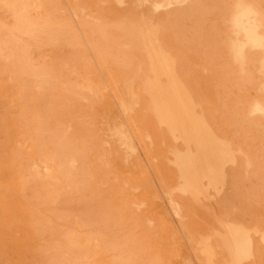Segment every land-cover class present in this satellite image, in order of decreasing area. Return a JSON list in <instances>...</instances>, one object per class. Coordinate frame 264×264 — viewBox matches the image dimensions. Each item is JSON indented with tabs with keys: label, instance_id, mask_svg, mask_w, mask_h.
Listing matches in <instances>:
<instances>
[{
	"label": "rangeland",
	"instance_id": "1",
	"mask_svg": "<svg viewBox=\"0 0 264 264\" xmlns=\"http://www.w3.org/2000/svg\"><path fill=\"white\" fill-rule=\"evenodd\" d=\"M153 44L234 155L206 197L145 92ZM232 261L264 264V0H0V264Z\"/></svg>",
	"mask_w": 264,
	"mask_h": 264
},
{
	"label": "bare ground",
	"instance_id": "2",
	"mask_svg": "<svg viewBox=\"0 0 264 264\" xmlns=\"http://www.w3.org/2000/svg\"><path fill=\"white\" fill-rule=\"evenodd\" d=\"M26 10L27 9H25V11ZM244 14H242V16L239 17V19L237 20V23H236L237 26L239 27V29L244 31L246 34L247 39H244V40H248L249 42H252L253 44H259L260 41H262V40L256 34L257 33L256 29H258V28L257 27L254 28L252 26V24H250L249 22H246V24L249 23V25H251V26L248 25L249 27L245 28L243 19L246 18V15H244ZM244 16H245V18H243ZM67 23L65 22L66 25H67ZM58 24H60V23H58ZM236 24H235V26H236ZM42 28H44V27H42ZM64 28H62V30H64ZM47 31H49V30H47ZM58 31H60V30H58ZM64 32H65V30H64ZM44 33H46V32H44ZM245 34H243V35H245ZM29 35H30V33H29ZM48 35H46V36H48ZM60 36H62V35H60ZM42 38H43V36H42ZM61 38H63V37H61ZM23 40H26V38H24ZM38 40L40 41V39H38ZM149 40H150V38H149ZM65 41L66 40H64L63 42L66 44V42L68 40L66 42ZM61 42H62V39H61ZM240 48H242V47H240ZM238 53H239V51H238ZM149 56H150V58H153V60H154L152 62V73L154 74V79L147 81L148 89L145 90V92L149 90L148 93H150L152 103H153V107H154V111H155V114H157V117H158L157 119H159L160 125L161 124L162 125L164 124V126L166 125L169 132L174 136L175 139H177V141H182L185 143L184 145L186 146L187 150L184 152V154L180 153V152L176 153V155H174L176 158V162H174V163H176L175 165L177 166V168H179V170H180L179 172L181 174L180 176H181L183 183H184L182 185L183 188L181 187L180 189H182L184 192L190 193L192 196L195 197L194 199H196L198 197H201V195H203L207 192L208 187H206V185L209 186V188H211V187L212 188H218L219 186H221L219 184L224 183L225 175H226V166L228 165L229 162L234 160V158H233L234 155H232V152L229 148V145L226 142H224L223 140H221L214 133V131L210 128V126L205 122L203 117H201L200 115L197 114V112H199V111L197 110V112H196V105H195L192 97L188 93L187 88L185 87V85L183 84V82L179 78V75L176 72L174 60L167 54V52L161 47L160 44H155V45L153 44L151 52L149 53ZM166 81H167V83H165ZM146 86H147V84H146ZM128 90H129V88H128ZM124 92H125L124 94L128 95L127 97L131 100V98H132L131 96H133V95L131 93H127L126 90H124ZM124 94H122V95H124ZM122 104H123V102H122ZM131 105H132V103H131ZM122 107H124V106H122ZM125 109H127V108H125ZM130 109H132V107ZM173 152L175 154V152H177V150L176 151L174 150ZM205 182H207V184H205ZM218 190L219 189H217V192H218ZM203 196L206 197L207 194H205ZM231 228H233V227H231ZM236 229H238V228H236ZM236 229H234V230L231 229L232 230L231 233H232V236L234 239L235 250H236L235 252H237L236 255L242 256V257H240L241 259H239V261H241V260H243L242 258H244L243 257L244 254L247 256L246 252H249L250 249L252 248L251 247V239H249L250 237L248 236V235H250V232L247 235V231L245 232V231L236 230ZM225 242H227V239ZM227 246H228V244H227ZM212 256H214V255H212ZM230 257H231V255H230ZM211 258L212 257H210V260H211ZM233 264H234V262H233Z\"/></svg>",
	"mask_w": 264,
	"mask_h": 264
}]
</instances>
